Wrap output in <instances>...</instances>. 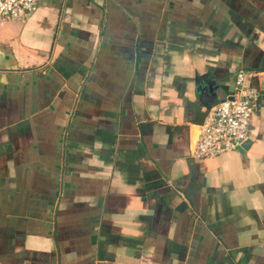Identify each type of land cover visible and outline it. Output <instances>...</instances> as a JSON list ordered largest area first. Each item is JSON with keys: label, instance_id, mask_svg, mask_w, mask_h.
<instances>
[{"label": "crops", "instance_id": "crops-1", "mask_svg": "<svg viewBox=\"0 0 264 264\" xmlns=\"http://www.w3.org/2000/svg\"><path fill=\"white\" fill-rule=\"evenodd\" d=\"M238 69L249 143L193 159L197 83L223 99ZM101 263L264 264V0H37L0 23V264Z\"/></svg>", "mask_w": 264, "mask_h": 264}, {"label": "built area", "instance_id": "built-area-1", "mask_svg": "<svg viewBox=\"0 0 264 264\" xmlns=\"http://www.w3.org/2000/svg\"><path fill=\"white\" fill-rule=\"evenodd\" d=\"M36 3L37 0H0V23L24 19L35 10ZM255 75L247 69L236 71L232 93L206 109L192 141L190 157L212 158L240 146L247 136L251 113L259 99L257 89L251 84Z\"/></svg>", "mask_w": 264, "mask_h": 264}, {"label": "water", "instance_id": "water-1", "mask_svg": "<svg viewBox=\"0 0 264 264\" xmlns=\"http://www.w3.org/2000/svg\"><path fill=\"white\" fill-rule=\"evenodd\" d=\"M197 82V81H196ZM216 86L212 78L209 77L207 73L201 76V81L197 83L196 91L199 92L198 97L202 103V105L208 109L209 106L215 101L219 100L215 93ZM249 143L248 139H245L241 143V147H246Z\"/></svg>", "mask_w": 264, "mask_h": 264}]
</instances>
